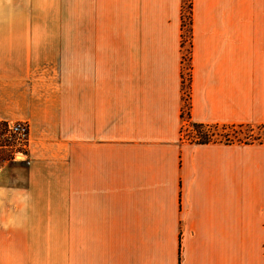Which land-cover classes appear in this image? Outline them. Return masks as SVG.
Segmentation results:
<instances>
[{
	"label": "crops",
	"instance_id": "obj_1",
	"mask_svg": "<svg viewBox=\"0 0 264 264\" xmlns=\"http://www.w3.org/2000/svg\"><path fill=\"white\" fill-rule=\"evenodd\" d=\"M255 1L193 0L185 95L183 0H84L77 25L0 0V123L29 125L0 264H264V148L183 137L186 98L191 124L264 125Z\"/></svg>",
	"mask_w": 264,
	"mask_h": 264
},
{
	"label": "rangeland",
	"instance_id": "obj_2",
	"mask_svg": "<svg viewBox=\"0 0 264 264\" xmlns=\"http://www.w3.org/2000/svg\"><path fill=\"white\" fill-rule=\"evenodd\" d=\"M58 8H56V12L51 14L53 21L65 22V21H74L77 24L84 22L86 19V9L84 6V0H57ZM256 2L252 0V4ZM57 5V3H56ZM258 11V17H261L264 20V0H259L256 5ZM182 48H183V61L185 63V78L184 82L186 85L185 95H188V88L190 83V75H191V56H192V24H193V0H183L182 5ZM81 27V26H79ZM75 33L80 36L82 30H75ZM129 31H124V36H128ZM189 103L186 98V113L184 116V129H183V137L187 139V141L193 140L194 129L189 122ZM1 125V124H0ZM240 126V125H239ZM238 125L235 128H227L228 126H218L215 128V125H208L207 130L211 131L214 134L213 141H220L222 138L228 134L234 136H238L241 139L245 138L247 135H254L255 137L264 138V128H261V125H253L247 124L239 127ZM264 126V125H263ZM252 130V132H250ZM264 140V139H262ZM217 142V143H218ZM264 142V141H263ZM193 143V142H192ZM221 144V143H220ZM10 145L13 147H1L0 148V186L14 184L18 181L20 185H25L26 176L24 172H21L19 175L14 172V156L19 157L20 155H16L17 153L23 152L24 148L20 147L16 141L8 142L5 138H3L2 134L0 136V146ZM235 146L245 147V146H260L264 148V143L259 144L256 142L251 145H243L235 143ZM20 160L23 157H19ZM18 159V161H20Z\"/></svg>",
	"mask_w": 264,
	"mask_h": 264
},
{
	"label": "trees",
	"instance_id": "obj_3",
	"mask_svg": "<svg viewBox=\"0 0 264 264\" xmlns=\"http://www.w3.org/2000/svg\"><path fill=\"white\" fill-rule=\"evenodd\" d=\"M194 129L193 134V143L197 144H209V143H217L218 141H213L214 134L207 130V126L203 124H192ZM240 125L239 127H241ZM218 126H215L217 128ZM227 128H235V126H228ZM261 128H264L263 125H261ZM252 132V130L250 131ZM264 139V138H262ZM261 137H255L254 135H247L245 138L241 139L238 136H232L230 134L224 136L222 140H220L218 143L225 144V145H234L235 143L243 144V145H251L256 142H259V144L264 143Z\"/></svg>",
	"mask_w": 264,
	"mask_h": 264
},
{
	"label": "built area",
	"instance_id": "obj_4",
	"mask_svg": "<svg viewBox=\"0 0 264 264\" xmlns=\"http://www.w3.org/2000/svg\"><path fill=\"white\" fill-rule=\"evenodd\" d=\"M0 124V136L2 134L3 138H5L8 142L16 141L20 147L24 148L23 152L16 154L20 155L19 157H23V159L20 160L18 156H14V162H19L18 159L21 162H27L25 153L29 144V125L22 122ZM1 147L12 148L13 145L0 146V148Z\"/></svg>",
	"mask_w": 264,
	"mask_h": 264
}]
</instances>
